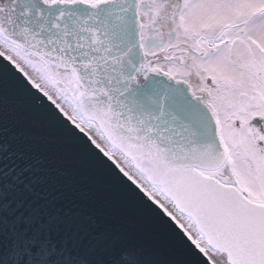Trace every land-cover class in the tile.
<instances>
[{"label": "snow or ice", "instance_id": "obj_1", "mask_svg": "<svg viewBox=\"0 0 264 264\" xmlns=\"http://www.w3.org/2000/svg\"><path fill=\"white\" fill-rule=\"evenodd\" d=\"M0 264H264V0H0Z\"/></svg>", "mask_w": 264, "mask_h": 264}, {"label": "water", "instance_id": "obj_2", "mask_svg": "<svg viewBox=\"0 0 264 264\" xmlns=\"http://www.w3.org/2000/svg\"><path fill=\"white\" fill-rule=\"evenodd\" d=\"M102 194L110 196L112 199H116L114 193H103ZM123 215L126 216V219L122 221L124 226L129 230H138L147 233L153 234L154 242L158 249L163 252L167 248V241L164 237L162 231L158 229L156 226L152 225L151 222L144 216L139 213L132 211H124Z\"/></svg>", "mask_w": 264, "mask_h": 264}]
</instances>
